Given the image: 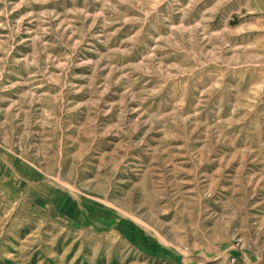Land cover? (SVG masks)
Wrapping results in <instances>:
<instances>
[{
	"label": "rangeland",
	"instance_id": "1",
	"mask_svg": "<svg viewBox=\"0 0 264 264\" xmlns=\"http://www.w3.org/2000/svg\"><path fill=\"white\" fill-rule=\"evenodd\" d=\"M0 264H264V0H0Z\"/></svg>",
	"mask_w": 264,
	"mask_h": 264
}]
</instances>
